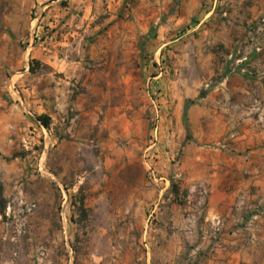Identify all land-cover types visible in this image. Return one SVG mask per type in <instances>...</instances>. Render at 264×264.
I'll list each match as a JSON object with an SVG mask.
<instances>
[{
	"label": "rangeland",
	"instance_id": "obj_1",
	"mask_svg": "<svg viewBox=\"0 0 264 264\" xmlns=\"http://www.w3.org/2000/svg\"><path fill=\"white\" fill-rule=\"evenodd\" d=\"M167 4L0 0V76L9 83L0 107L26 94L24 70L60 69L73 126L46 147L22 143L0 158V264L146 263L144 230L162 206L150 187L182 180L174 111L180 103L186 120L215 79V47L197 28L205 14ZM183 241L190 262L197 240Z\"/></svg>",
	"mask_w": 264,
	"mask_h": 264
},
{
	"label": "crops",
	"instance_id": "obj_2",
	"mask_svg": "<svg viewBox=\"0 0 264 264\" xmlns=\"http://www.w3.org/2000/svg\"><path fill=\"white\" fill-rule=\"evenodd\" d=\"M166 1L182 14L199 19L205 14L197 28L208 32L215 47L208 54L216 62L211 70L215 79L188 107L186 120L180 103L174 111L177 143L183 146L182 180L171 186L166 179L150 187L151 194L162 197V206L160 222L147 223L144 230L145 264H264V32L262 50L255 51L250 30L264 14V0ZM246 53L250 74L233 65ZM28 70L20 82L27 84L24 79L30 76L32 80L20 102L0 107V158L21 149L22 143L39 145L43 140L46 147L60 131L72 132L73 126L65 122L68 82L56 75L61 70L42 75ZM8 87L1 75L0 89ZM28 110L48 116L50 127L29 117ZM203 187L208 191L204 201L199 196ZM188 192L191 201H186ZM207 217L220 218V229ZM184 237L197 240L190 262L182 255Z\"/></svg>",
	"mask_w": 264,
	"mask_h": 264
},
{
	"label": "built area",
	"instance_id": "obj_3",
	"mask_svg": "<svg viewBox=\"0 0 264 264\" xmlns=\"http://www.w3.org/2000/svg\"><path fill=\"white\" fill-rule=\"evenodd\" d=\"M250 30L252 32V43H253V49L255 51H261L262 50V45L260 43V37L261 34L264 32V14L256 21L255 25H251ZM248 53L243 54L237 58L234 59L233 65L234 66H240V71L243 73H251V68L249 66L248 63ZM209 85V84H207ZM207 220L211 221V223L213 224L214 228L216 230H219L220 227L222 226V220L220 218H213L210 219L207 217Z\"/></svg>",
	"mask_w": 264,
	"mask_h": 264
},
{
	"label": "trees",
	"instance_id": "obj_4",
	"mask_svg": "<svg viewBox=\"0 0 264 264\" xmlns=\"http://www.w3.org/2000/svg\"><path fill=\"white\" fill-rule=\"evenodd\" d=\"M38 119L45 125V126H49L50 124V118L48 116L45 115H40L38 116Z\"/></svg>",
	"mask_w": 264,
	"mask_h": 264
}]
</instances>
